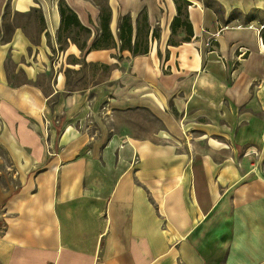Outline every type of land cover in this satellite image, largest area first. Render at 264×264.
<instances>
[{
  "label": "crops",
  "instance_id": "crops-1",
  "mask_svg": "<svg viewBox=\"0 0 264 264\" xmlns=\"http://www.w3.org/2000/svg\"><path fill=\"white\" fill-rule=\"evenodd\" d=\"M186 1L0 0V264H264V0Z\"/></svg>",
  "mask_w": 264,
  "mask_h": 264
},
{
  "label": "trees",
  "instance_id": "trees-1",
  "mask_svg": "<svg viewBox=\"0 0 264 264\" xmlns=\"http://www.w3.org/2000/svg\"><path fill=\"white\" fill-rule=\"evenodd\" d=\"M176 3V10L177 14L174 17L171 23V31L174 33L178 27H184L186 30V36L184 40H189L192 36V29L191 24L187 20V14L185 13V8L189 5V2L186 0H175ZM59 11L61 15V22L63 27L68 26L70 23H73L76 26H79V29L85 30L83 26L80 25L78 22L75 14L69 10L66 6L62 3L59 4ZM109 13L104 12L101 14V21H100V36L94 42V47H102L101 42H109L111 41L114 46L115 42L112 37V34L109 30ZM137 31H136V39L132 43V24L129 16H123L119 23V32H118V39L120 41V49H129L131 54H143L147 53L149 46L148 43L141 44L138 42V37L143 32H149V26L147 24V18L144 13L139 16L138 23H137ZM147 36V35H146ZM152 37H158V30H152ZM264 42V37H263ZM104 46V45H103Z\"/></svg>",
  "mask_w": 264,
  "mask_h": 264
},
{
  "label": "rangeland",
  "instance_id": "rangeland-1",
  "mask_svg": "<svg viewBox=\"0 0 264 264\" xmlns=\"http://www.w3.org/2000/svg\"><path fill=\"white\" fill-rule=\"evenodd\" d=\"M217 11H219L218 12L219 13V17L221 16V18H222V12L220 13V10L218 8H217ZM229 19L231 21H234V22L237 21V22H240V23H246V22L249 21V19H254V21L257 22V24L264 25V14L261 13V12H256V13H253V14L248 15V16H244V15H240V14H233V15H231L229 17ZM259 28H262V26L259 27ZM262 30H264V29H262ZM73 31L74 32L76 31V34L79 35V38H83L84 39L88 35L87 32L84 31V30H79V29L74 28ZM99 36H100V34L99 35H94L93 36L94 40L96 41V39H98ZM144 39H145V32H143L142 34H140V36L138 37V42L141 43V44H144L143 43V40ZM111 43L112 42L109 41V42H101L100 44H102V46L103 45L105 46V45H110ZM119 45H120V41H119ZM105 70H106L105 67L104 68H101V67L98 68V74H99L98 81H99V84L102 81H104L103 76H104V74L106 72ZM72 81L75 83V86H81L82 84H84V83L87 82V80L84 79V78H81V79H73ZM92 81H93V79H92Z\"/></svg>",
  "mask_w": 264,
  "mask_h": 264
}]
</instances>
